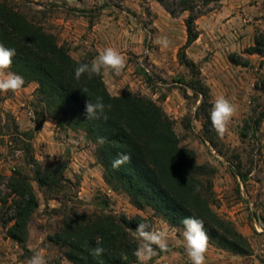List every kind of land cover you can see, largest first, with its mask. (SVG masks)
Instances as JSON below:
<instances>
[{
  "label": "rangeland",
  "instance_id": "rangeland-1",
  "mask_svg": "<svg viewBox=\"0 0 264 264\" xmlns=\"http://www.w3.org/2000/svg\"><path fill=\"white\" fill-rule=\"evenodd\" d=\"M22 6L24 0H16ZM34 10H44L46 27L78 62H91L107 47L127 60L120 75L103 74L112 97L125 91L156 102L173 122L181 147L192 150L200 165L214 169L213 209L231 222L252 248L249 256L223 250L209 240L206 264H264V122L256 131L254 110L264 111V55L248 50L262 42L264 50V0H30ZM184 2L199 15L200 39L187 51L210 94L211 112L217 97L224 96L237 108L236 115L217 148L205 136L202 103L192 90L194 79L180 64L179 52L187 42L185 20L190 13ZM167 37L168 47L155 41ZM238 56L242 65L231 62ZM196 80V79H195ZM38 85L18 93H0V264H28L37 252L47 264H72L65 251L50 237L62 227L65 208L88 215L142 216L154 220L150 231L167 229V251L148 264H191L185 250L184 229L172 227L151 209L138 210L124 192H116L104 179L96 146L84 132L61 129L43 116L44 107L35 102ZM48 121L47 124L45 122ZM248 138L244 141L246 125ZM245 142V143H244ZM44 167L57 164L62 170L61 187L42 191L34 182L35 172L25 151ZM26 176L39 197V208L29 224V237L21 245L8 236L14 197L8 178ZM139 264V262L137 263Z\"/></svg>",
  "mask_w": 264,
  "mask_h": 264
},
{
  "label": "trees",
  "instance_id": "trees-1",
  "mask_svg": "<svg viewBox=\"0 0 264 264\" xmlns=\"http://www.w3.org/2000/svg\"><path fill=\"white\" fill-rule=\"evenodd\" d=\"M184 4L190 15L185 20L187 42L179 52V61L192 73V90L202 99L197 113L203 117L206 138L217 148L219 136L212 127L208 109L210 94L201 80H197L200 71L187 55L201 36L197 25L199 15L188 2ZM23 5L16 0H0V44L15 49L10 71L24 78L23 88L33 83L38 85L35 102L44 107L43 116L55 120L61 129L84 132L86 140L96 146L106 183L116 192L128 194L138 210L151 209L175 228L184 229L185 217L200 219L209 240L217 247L235 255L249 256L252 248L247 239L213 209L215 193L211 177L214 169L198 164L195 153L180 146L174 122L162 108L131 91L112 97L103 74L91 79L84 75L76 80L78 63L91 62H78L70 56L69 50L47 29L44 10H34L30 0H24ZM261 45L257 40L256 47L248 53L263 56ZM241 60L236 55L231 56V62L237 66L242 65ZM257 89L264 92V81L257 84ZM97 96H102L105 104L112 106L106 112V120L86 118L85 101L95 102ZM252 121L257 131L264 122V111L254 110ZM249 129L248 124L242 136L244 141ZM101 138L103 143H100ZM31 148L25 153L35 172L34 182L42 191H56L61 187L62 170H57V164L44 167L32 155ZM118 153L130 155L131 162L114 169L112 161ZM8 181L14 197L9 222L13 225L8 229V236L25 245L29 224L39 208V197L23 174L14 173ZM139 223H146L147 230L154 226V220L142 216L117 220L114 216L88 215L76 208H65L62 227L50 237V242L64 250L72 264H137L134 252L139 240L135 229ZM98 239L105 251L96 257L91 249L96 247Z\"/></svg>",
  "mask_w": 264,
  "mask_h": 264
},
{
  "label": "clouds",
  "instance_id": "clouds-1",
  "mask_svg": "<svg viewBox=\"0 0 264 264\" xmlns=\"http://www.w3.org/2000/svg\"><path fill=\"white\" fill-rule=\"evenodd\" d=\"M162 47L169 46L167 37H158L155 41ZM16 55L15 49L5 48L0 44V93H18L24 85V78L10 69L13 63V57ZM127 60L118 50L113 47L105 48L100 54L91 61V63H78L75 68V79L86 75L89 79L93 76H100L109 72L120 75L126 68ZM84 92L87 89L83 90ZM110 104H105L102 96H97L95 102L87 99L85 101V114L88 119H107L106 112L111 109ZM237 108L224 96L216 98L210 113V120L213 129L220 138H223L229 130L230 122L236 115ZM48 121L45 122L47 124ZM101 138L100 143H103ZM131 162V156L126 153H118L112 161V167L119 169L123 165ZM184 225L183 238L185 241V250L191 261V264H206V253L209 249V237L204 228V222L194 217H185L182 220ZM149 226L146 223H139L135 229L139 240L138 247L134 252L139 264H148V262L157 254L156 249L167 251L169 246V232L161 229L156 231L147 230ZM98 239L96 247L91 249L93 256H101L105 249L100 246ZM28 264H47L45 256L37 252L28 261Z\"/></svg>",
  "mask_w": 264,
  "mask_h": 264
}]
</instances>
